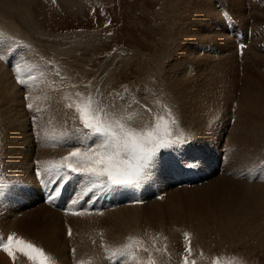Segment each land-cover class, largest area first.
I'll return each mask as SVG.
<instances>
[{"label": "bare ground", "instance_id": "1", "mask_svg": "<svg viewBox=\"0 0 264 264\" xmlns=\"http://www.w3.org/2000/svg\"><path fill=\"white\" fill-rule=\"evenodd\" d=\"M17 2H23L24 4L25 0H0V8L12 12L15 6H17ZM192 3L194 5V0ZM216 3L217 0H195V6L198 4V7L196 8L192 5L193 12L198 17L194 14L196 19H198L197 22L199 25H203L196 27L195 22H192V28H189L190 30L192 29L191 41L193 42H191L192 45L189 44L191 47L190 51L187 54H183L186 55L185 62L182 64V66L184 65L183 69L181 70L178 64L179 60L176 61L173 58L174 53L177 51H175V47L173 46L170 61L168 60L164 65V69L162 68L166 72H161L160 74V82L164 85L169 83L172 90H169L166 86L164 88H160L159 86L157 88L154 87L155 89H150V87L143 88L141 91L135 92L131 100L134 101L131 104L132 109H136L135 113L128 115V112H125L124 108H122L126 122L132 123L136 128L143 129L151 123L152 116L154 115L152 111L155 110L153 107L157 106L152 99H156L154 96L157 93L162 94L166 90L168 93H165V98L169 94L173 95L169 97V101L176 102L175 114L189 130V136L186 137L187 141L191 139L192 142V131L194 130L201 129L203 134L200 133L205 137L211 135L213 131L212 127L208 128L207 125L205 127L204 121H210V118L219 113L220 105L214 102V100L216 98L227 97L226 100L232 101L235 93H239L238 98L232 101L233 103L231 104L233 107L232 111L234 112L233 117L238 121L233 130L235 129L234 131L239 132V136L241 135V137L239 141H232L231 138L238 139L237 133L232 130L229 134L231 138L228 139V142L226 141V145L243 149L242 153L246 156L248 164L244 167L237 166L234 151H230L229 153L228 148L224 145L225 155H228L225 170L218 178H215L214 181L216 182H213L214 185L204 184L195 189V191L200 190L204 196L213 193L211 201H214V207L207 209V205L203 204L199 205L198 209L195 204L186 208L190 212L189 215H183L181 213L183 210L179 203L180 190H172L171 195L166 194L163 198L159 197L158 199L157 197L151 199L149 196L147 197V202L142 205H134L131 185L113 186L111 190L96 188L88 191L92 187L91 180L86 175L79 173H67L66 179H61L55 184L46 183L45 180L48 178L42 170L34 171L31 169L33 165L47 168L51 164L59 162L71 150H68V148L64 149L65 152L56 150V146L58 147L60 144L64 145L70 142V145L68 144L67 146H75V150L78 147L81 152H85L87 150L86 146L95 148L97 144L103 142V138L95 139L91 133L90 135L89 132L80 130L78 131L82 133L75 136L73 129L68 128V126H60L58 131L59 127H56V129L44 124L42 127L39 126L41 128L37 127L35 137H30V133L27 134L28 128L23 123L26 117L22 115L23 112L21 113L23 108L20 93L22 91L26 92L27 88L23 90L17 87L12 82L8 69L0 63V100L5 102L6 110V112L4 110L0 112V122H2L4 128L1 140H3L6 148L2 153L0 152V240L6 243L8 236L15 234L13 238L14 245L16 239H22L27 243L34 241L37 246L45 248L43 252L49 258V262L52 259H57L58 261L55 264H69L65 258V252L67 246H69L67 245L68 240L64 239L65 236L61 240L64 241L62 244L54 233L57 231L61 234L60 227H63L61 218L66 216V214H73L76 216H67L64 222L65 227L72 230V233L78 239H81V241H77V245L82 250L81 264H132L130 260L132 259L131 254L133 253V249L141 245L148 246L149 244L147 243L154 240L167 246L173 240V235L176 238V229L179 227H176V225L178 224L189 231H192V223H194L198 226L196 229L199 231L203 227H211L216 230L234 228L244 232L246 228L253 229L251 225L254 221V223L258 221V225L263 222L264 173H262V176L257 177V182H250L249 177L254 175L253 169L255 166L249 151L258 144V141H264V29H261L264 28V0H221L223 7L229 10L234 17L233 27L235 30L246 31L249 27L252 30V35L249 37L246 35L244 38L246 47H241V49H238V47L235 49L234 38L229 35L219 15ZM183 4L186 5L185 3ZM19 7L23 9L22 17L25 18L27 14L25 11L26 6L19 5ZM188 17L186 16L185 18L186 23L190 19ZM220 20L221 22L219 23L218 21ZM185 22L182 21L184 24ZM257 26L261 28L258 29ZM13 27L15 29V25ZM178 27H180V24ZM183 28L181 25V29L185 30ZM204 31L207 32L208 37L211 36L217 41L215 45H217L218 56H216V63L213 64L208 63L205 55L202 54L203 56H200L199 54V46H202L201 41L203 39L201 33ZM183 41L182 39L178 43L182 44ZM209 41L213 42L211 38ZM10 44L18 48L15 40ZM5 47V41L1 44L0 40V50H3ZM181 50L183 51V49ZM182 51L181 53H184ZM19 52H21L19 54H27L26 50ZM29 52H31L30 49ZM239 54H241L240 61H238ZM209 56L207 57L210 58ZM178 57L180 58V56ZM188 57L190 58L188 59ZM225 64H228V66ZM188 65H190L192 72L187 70L189 69ZM239 67L242 71L241 78L239 79V76L231 77V74L228 73V68H231V71L234 72ZM236 72L238 73L239 70ZM239 80L241 81L240 86L237 84ZM56 81L52 85V82H50V85L47 82L35 84L36 88L33 90H36L38 95L25 94L26 101L29 102L31 107L34 106L35 102L39 105V103L43 104L47 100L48 103L52 102L51 105L53 106L58 104V100H63L62 96L68 87L62 86L61 83V85L59 83L57 85ZM150 92L152 93V97L149 95ZM70 95L65 99L70 98ZM223 104L226 103L224 102ZM139 105L141 106L139 107ZM62 111L64 110L62 109ZM66 114L65 111L62 112L58 119L69 120L68 118L64 119L65 116L68 117ZM42 115L44 116L43 113ZM40 119L42 120V118ZM199 121L202 124H198ZM222 124L225 125L224 120ZM71 126L73 127L74 124H71ZM214 130L219 133V130ZM197 131L194 132L197 133ZM181 133H184V131H181ZM66 135L69 136L68 141H64ZM194 136L198 135L194 134ZM216 137L220 138L219 136ZM208 140H204V142L206 144L209 143L207 147L211 148V153L204 156L206 159L214 160L216 152H219V146L216 147L218 141L213 137L211 142ZM31 142L34 144L31 145ZM197 142L201 143L203 141H199L198 139ZM28 146L34 148L31 154L29 153ZM220 146L223 148L222 143ZM188 150L190 151L186 156L192 154V149L189 148ZM164 154H161V157ZM194 155L198 156V165L203 170L204 168L200 162V156L203 155L199 153L192 156ZM175 156H179V154H175ZM214 162L216 163V161H212L208 164H214ZM234 170L237 174L242 173L247 177V181L243 180V182L241 178H234L228 175V172L234 173ZM145 172L146 168L141 172L142 182L145 179ZM36 175H39L45 184V196L37 190L34 184ZM200 176L202 177V175ZM233 178L238 180H234ZM101 179L105 182L107 181V177H102ZM150 181L158 182L159 188L157 189V194L164 193L163 191L168 190L171 184L169 180L165 179L164 174L161 175V171L157 166L151 172ZM21 184V195L17 201L19 186ZM192 186L183 188H194ZM212 189L213 191H211ZM5 191L8 192L7 196L4 193ZM187 191L189 190H182V194ZM178 193L179 195H177ZM50 195L55 198L50 200ZM74 200L76 201L75 204L72 203ZM201 208L203 209L199 212L198 210ZM241 215H244L245 219H240ZM234 221L235 224H232ZM132 231L136 235L135 238L132 236ZM156 234H158V237H156ZM192 234L189 233V235ZM84 242H86L85 245ZM121 247H123V251ZM121 252L124 255H121ZM14 255L16 257L15 261L3 250H0V264H33L22 253L14 252Z\"/></svg>", "mask_w": 264, "mask_h": 264}, {"label": "rangeland", "instance_id": "2", "mask_svg": "<svg viewBox=\"0 0 264 264\" xmlns=\"http://www.w3.org/2000/svg\"><path fill=\"white\" fill-rule=\"evenodd\" d=\"M192 1L193 0H186V1L185 0H25L24 4L23 2H17V6H15L14 8V10L17 9L16 10L17 12L14 10L12 12L5 11L4 9L0 8L1 44H3V41H5L6 47H11L17 50L18 48L11 46L10 43H12V41L15 40L18 47L21 44L19 41L14 39L13 36L23 37L28 39L29 44L34 48V51H36L38 55L44 56L46 62L53 64L55 70L57 71L58 79H56V76H54L53 78H50L47 83L50 85V82H52L51 83L52 85L53 83H55L56 80H59L60 82H69L68 85L72 84L70 86H67L61 83L62 86H66L68 88L65 90L62 96L63 100H58L57 105L52 106L51 105L52 102L48 103V101L46 100L43 104L39 103V105H37L38 103L35 102L34 106H32V107L38 106L39 112L41 111L40 118H42V120L44 121L43 122L39 118V122L37 123L38 126L37 125L35 126L36 128L33 137L36 136L37 127L39 126L42 127L44 125L51 126V128L59 127L58 131L60 129V126L63 127L68 126V128L73 129V134H75V136L81 134L82 132L80 131L89 132L90 134L91 133L90 130H85L83 128H80L79 126L76 125V123L72 122L71 114L72 116H74L75 120H79V123L82 124L79 118V113L76 111V105L86 104L83 101L84 97L87 98V96H89L92 93H98L96 97L97 99L98 97H100L101 101L107 100L105 102L106 106L109 107L111 110L112 109L119 110V118H117L118 122L116 121L115 118L116 113L109 112L108 110L105 111L106 109L105 105L103 107L99 106L97 113L101 114V112L105 111L103 115L99 117L96 113H93V111L96 110L95 108L96 103L94 102V99H92V96H89V102L91 103V112L93 115L98 116L102 122H106L108 124H111L112 122H117L116 124L112 125V127L117 131H119L120 125H123L125 128L139 131L141 128L140 129L136 128V126H134L132 123L126 122L122 111L123 108L122 104L123 105L126 104L127 100L131 97L130 96L131 93L134 96L135 92H138L139 90L141 91V89L146 87H150V89H155L154 87L157 88L159 86L160 88H164L166 86V88L172 90L169 83L164 85L160 82V74L161 72H166L165 70H163L164 65L172 56L173 46L175 47V51L177 50L176 53H174L173 58L176 61L179 60L180 63L178 62V64L180 65L181 70L183 69L184 65L182 66V64L185 62V57H186V55L183 54H187L188 51H190L191 48L190 45H192L191 42H193L191 41L192 29L190 30L189 28L192 26L193 24L192 22H195L196 27H198L199 25V23L197 22L198 19H196L197 16L193 12L194 10L193 6H195V0H194V5ZM183 3H185L188 6L184 5ZM19 5L26 6L25 11L27 13L26 14L27 18L22 17L23 9L20 8ZM109 5L111 6L113 10V14L115 15V19L113 20L108 14V8L105 7ZM195 7L197 8L198 4ZM187 11L189 12V14ZM185 13L187 17L189 16L188 19L190 18L189 20L186 19L187 23L185 22V18H186ZM194 14L196 17L194 16ZM191 15L192 17H190ZM192 19H194L195 21ZM182 21L185 22V24L182 23ZM218 22L220 23L221 20ZM179 24L180 27H178ZM14 25H15V29L13 27ZM181 25L182 28L183 27L185 28V30L181 29ZM202 25L203 24H200L199 26ZM195 26L194 28H196ZM257 28L259 29L261 27L257 26ZM14 30H16L18 34L16 31L15 33ZM199 30L201 32L200 27ZM201 35L203 39L201 41L202 46H199L200 56L205 55L206 56L205 59L210 64L216 63L215 61L217 58L216 56H218V51L216 50L217 45L215 44L217 43V41L215 40V38L213 39L211 36L208 37L209 35L207 34L206 31L202 32ZM210 38L211 40H213V42L209 41ZM5 39L9 41H6ZM182 39L184 40L182 44L185 41L186 42L184 43L185 45L183 44V46L181 47L182 44L178 42H180V40ZM244 43H245V39H244ZM245 47L246 45L244 46V48ZM205 48L206 49L214 48V49L208 51ZM181 49H183V51ZM23 50L24 49L22 48L19 49V51H23ZM181 51L184 53H181ZM201 51H203V53H200ZM192 52H193V47H192ZM178 56H180V58ZM207 56H209L211 59L208 58ZM240 56L241 54L238 55L239 57L238 61H240ZM189 58L190 57H188V59ZM210 60L211 61L213 60L212 63ZM225 65L228 66V64ZM188 68L189 69L187 70L192 72L190 65H188ZM238 70L239 72L237 73L236 71ZM228 73L231 74V77L239 76V79L242 76V71L240 67L234 72L231 71V68H228ZM57 83L59 82L56 81V84ZM237 84H239L240 86L241 81L239 80ZM93 88L99 90L96 91L93 90ZM89 90L90 91L93 90V91L90 92V94H88ZM76 92L77 95L79 92L82 93L83 96L82 99L73 103H71V101L65 103V101L69 99V98L68 99L65 98L69 97L70 94H71L70 98H75ZM165 93H168V91L165 90L164 93L162 94L157 93V95L154 96L156 99H152L153 102L157 104L155 108L158 109L157 111L154 108L155 110L152 111V113L154 114L152 118L155 116H159L158 121L160 124V133L162 136H164V139L167 141H170L174 138L175 136L174 126H176V136L179 137V139L176 141H171V143H180L181 141L185 140L187 136H189V130L183 125V122L179 120L180 118H178V116L175 114V109H176L175 106L177 105L176 102L169 101L170 100L169 97L173 95L169 94V96L165 98ZM115 95L120 97L119 100H121L122 104L119 102V100H116L118 99L116 97H113L112 99H108L109 96H115ZM149 95L152 97L151 92L149 93ZM235 96H233L234 99L232 101L238 98L239 93L238 92L235 93ZM221 98L223 99V101ZM221 98H216L217 100L216 99L214 100V102L220 105V110L218 111L219 113L213 116L212 118H210L211 119L210 121L208 120L204 121L205 127L206 125L208 128L212 127L213 131L211 132V135L210 136L207 135V137H205L204 135H201V133L203 134V131L201 129H197L198 131L194 130L195 132L197 131V133L198 132L199 133L197 134L194 131H192L193 143L191 141H188V144L183 145V147L186 149V154L190 151L188 149L191 148L192 155L199 153L203 155L200 156L201 157L200 162L202 163V166L204 168L200 173V175H202V178L200 180L205 178L206 182H201L198 185L196 184L195 186H192L194 188L191 189L183 188V187L176 188L170 185V187H168V190L166 189V191H163L164 194L160 197L163 198V196H165L166 194L171 195L173 192L172 190H178V191L180 190L179 203L181 209L183 210L181 211L183 215L185 214L189 215L190 212L186 210L188 206H192L196 204V206L199 209V205L206 204L207 205L206 208L211 209L215 205L214 201L213 202L211 201L213 198V193L204 196V194H202L200 190L195 191L196 188H199L201 185L204 184L211 186L212 184L214 185V183L216 182L214 181L215 178H218L220 174L223 173L222 171V173L218 174V171H216L217 167L215 165L216 164L215 162L214 164L213 163L208 164L209 162L216 160L205 158L204 155H208L211 153V148L207 147L209 143L206 144L204 140L209 139L208 141L211 142L212 137L216 138L218 141L216 147L219 146L218 148L219 151L220 148L222 147L220 146L221 143L223 147L225 145L228 148L229 153L230 151L232 152L234 151L235 159H236L235 163L237 166L244 167L246 164H248L246 156L242 153L244 151L243 149H239L236 146L226 145L228 139L231 138L229 137V134L231 133L235 125L238 123V121L233 117L234 112L232 111L233 107L231 104L233 102L226 100L227 97H221ZM132 99L133 98H131V100ZM162 100L164 103L162 102ZM219 101L221 102L219 103ZM222 102L223 103L225 102L226 104H223ZM0 103H1L0 107L2 106L0 108V112L3 110L6 112L5 102L3 100H0ZM131 103H134V101H131ZM69 105H71V107H69ZM126 106L130 107L129 104L128 105L126 104ZM140 106L141 105H139V107ZM49 108H52L53 110ZM62 109L67 113L66 115L68 116V117L65 116L64 119L68 118L69 120L58 119L59 115L62 112H64L62 111ZM30 110L31 109H29V111ZM170 111L173 112L174 115L171 114ZM127 112L128 115H131L136 112V109H132V110L128 109ZM21 113L24 117H26L24 110L21 111ZM42 113L44 114V116L42 115ZM223 116L224 118H222ZM176 118L178 120L177 124H175L177 122ZM26 120L27 117L23 120V123L29 129V125ZM45 120H47L48 122ZM223 120L225 125L222 124ZM231 120H233L232 123L233 125L232 124L230 125ZM71 124H74V126L72 127ZM198 124H202V123L199 121ZM213 128L219 130V133L215 131ZM3 131L4 128L2 122H0V152L1 153L6 149L3 140H1L3 136ZM181 131H184V133H181ZM165 132H168L169 134L164 135ZM234 132L237 133L238 139L231 138L232 141L234 142L235 140L239 141L241 135L239 136V132L237 131ZM28 133L30 132L28 131L27 134ZM194 134L198 136H194ZM68 135L70 136L69 133ZM92 135H93L92 137L95 139L101 138L98 136V134H92ZM29 136L32 137L31 133L29 134ZM216 136H219L220 138H217ZM65 137H67V135ZM198 139L199 141L201 140L203 142L198 143L197 142ZM64 141H68V140H64ZM31 143H30L31 145L34 144L33 142ZM64 145H68V144H64ZM60 146H62V144H60ZM67 148L68 150L69 149H71L72 151L75 150V146L72 147L65 146V148L63 146V148L61 149L56 148V150H62L65 152ZM28 150L31 151V152L29 151V153L31 154L34 151V148L32 146H28ZM170 152L173 155L179 154V152L175 148H171L168 153ZM249 152L252 155V159H253L252 162L255 166V168L253 169L254 175L249 177V180L250 182H257L258 181L257 177L260 175L262 176V173H264L263 170L264 157L263 155L261 156V153H264V141L263 140L258 141V144L255 147H253ZM164 155H167V153H165ZM161 159L165 161L166 157L163 156L161 157ZM226 160H228V157ZM153 169L154 167L153 168L146 167L145 179L143 183L145 182L148 183L150 181L151 172L153 171ZM160 171H161V175H163L164 174L163 170ZM238 174H240L238 175V177L242 179L241 181L243 180L247 181L246 180L247 177H245L242 173H238ZM88 179L92 180V178L90 177H88ZM234 180H238V179H234ZM184 189H187L189 191L182 194V190ZM192 189L194 190L191 191ZM211 191H213V189ZM4 193L7 196L8 192L5 191ZM155 194H157V190L155 191ZM177 195H179V193ZM202 209L203 208H201L198 211L200 212ZM67 216H76V215L66 214V216L62 217L61 220L63 227H60L61 234H59L57 231H55L54 234L57 236V238L62 244L64 242L61 241L62 238L66 236L64 239L68 240L67 245L69 246H67L65 252L66 261L69 264H81L82 250L77 245V241L78 240L81 241V239H78L72 233V230H71V235H69L70 229L65 227V222H64ZM240 219H245L244 215H241ZM254 222L251 225L253 226V229L246 228L244 232H242V230L238 231L237 229L234 228H229L228 230L227 229L216 230V229H212L211 227L208 228L203 227V229L199 231L198 229H196V227L198 226L195 225L194 223H192V227H193L192 231L191 230L189 231L185 227H182V225L178 224L176 225V227L179 226L176 229V234H177L176 238L175 235H173L172 238L173 240L170 241L167 246L166 245L161 246L162 244H160L159 242L158 243L160 246H151L153 243H157V240L147 243L149 244L148 246L141 245L143 246L141 252L138 253V250H136L139 249L141 246L133 249V253H132L133 255L131 254L132 259L130 261L132 262V264H136L137 261H138L137 264H149V261H151L152 264H264V219L263 222L260 223L259 225H258V221H256V223ZM232 224H235V221ZM189 233L190 234L193 233V234L189 235ZM133 234L134 233L132 231V236ZM185 234H187V238L185 237ZM156 235H157L156 237H158V234ZM30 242L37 248H40L42 250L45 249L44 247L37 246L34 243V241H30ZM85 243L86 242H84V245ZM122 248L123 247H121V250L123 251ZM107 259L109 260V258ZM57 261H58L57 259H52L50 264H55Z\"/></svg>", "mask_w": 264, "mask_h": 264}, {"label": "snow or ice", "instance_id": "3", "mask_svg": "<svg viewBox=\"0 0 264 264\" xmlns=\"http://www.w3.org/2000/svg\"><path fill=\"white\" fill-rule=\"evenodd\" d=\"M3 58L0 55V59ZM17 81L24 84L19 77ZM27 107L31 108V105ZM76 111L79 113L83 128L90 130L92 134H98L103 138V142L97 144L95 148L86 146L85 152H81L77 147L76 150L62 157L59 162L51 164L44 170L48 178L45 180L46 183L55 184L61 179H66L67 173H79L92 178V187L88 191L96 188L111 190L113 186L134 185L141 179L143 169L156 166V155L160 149L175 148L182 158L177 163L187 165L189 162H197L198 158L186 156V149L183 145L188 144V141L171 143L165 140L160 133L159 124L151 131H135L123 125H120L117 131L111 124L102 122L98 116L92 114L90 102L83 105L77 104ZM168 134V132L164 133V135ZM102 177H107V181L101 179ZM54 198L49 196L50 200ZM72 203L75 204L76 201ZM14 235H9L6 243L0 240V250H3L14 261L16 259L14 252H19L33 264H50L43 250L33 244L16 239L14 245ZM69 235H71V230H69ZM185 237L187 238V234ZM121 255L124 253L121 252ZM149 264L152 262L149 261Z\"/></svg>", "mask_w": 264, "mask_h": 264}]
</instances>
